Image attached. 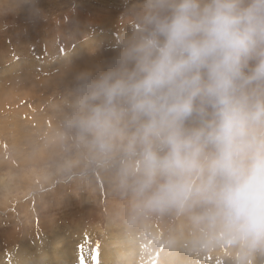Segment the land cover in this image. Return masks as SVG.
Masks as SVG:
<instances>
[{"label": "clouds", "instance_id": "clouds-1", "mask_svg": "<svg viewBox=\"0 0 264 264\" xmlns=\"http://www.w3.org/2000/svg\"><path fill=\"white\" fill-rule=\"evenodd\" d=\"M104 65L73 71L62 135L132 226L183 218L164 251L264 256V0H128ZM38 0H19L34 17Z\"/></svg>", "mask_w": 264, "mask_h": 264}, {"label": "rangeland", "instance_id": "rangeland-1", "mask_svg": "<svg viewBox=\"0 0 264 264\" xmlns=\"http://www.w3.org/2000/svg\"><path fill=\"white\" fill-rule=\"evenodd\" d=\"M37 7L43 15L34 17L19 0H0V264H238L227 246L166 254L161 240L187 234L184 219L132 226L108 178L63 138L73 71L116 54L128 0Z\"/></svg>", "mask_w": 264, "mask_h": 264}, {"label": "snow or ice", "instance_id": "snow-or-ice-1", "mask_svg": "<svg viewBox=\"0 0 264 264\" xmlns=\"http://www.w3.org/2000/svg\"><path fill=\"white\" fill-rule=\"evenodd\" d=\"M89 238V240H90V237H88Z\"/></svg>", "mask_w": 264, "mask_h": 264}]
</instances>
